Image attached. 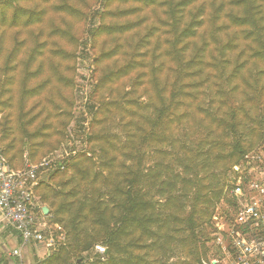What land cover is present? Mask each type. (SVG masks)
<instances>
[{"label": "trees", "instance_id": "trees-1", "mask_svg": "<svg viewBox=\"0 0 264 264\" xmlns=\"http://www.w3.org/2000/svg\"><path fill=\"white\" fill-rule=\"evenodd\" d=\"M99 4L104 10L98 14L93 7ZM96 17L99 25L92 36L104 39L96 60L107 62L98 88L127 80L130 91L120 88L117 98L101 104V110H113L115 132L96 138L99 171L92 184L106 189L101 192L98 186L82 201L72 189L66 196L72 202L61 208V214L72 216L64 227L39 193L41 184L35 189L49 210L44 220L58 225L65 236L38 264H81L82 255L96 245L107 250L103 264H202L198 228L206 223L213 233L210 195L228 190V177L238 174L233 168L248 153L241 137L264 129L257 113L264 108V0L0 1V105L12 107L8 103L18 97L20 107L17 119L11 123L7 114L0 128V147L13 169H21L16 161L22 162L24 153L17 147L24 142L16 126L24 138L48 129L45 116L28 134L35 118L25 121L30 112L23 111L24 104L41 97L35 104L41 105L38 116L48 104H59L71 85L63 78L73 69L68 67L75 59L73 48ZM31 80L34 88H29ZM4 95L8 99L1 104ZM71 162L83 178L96 165L75 156L64 162V171L51 173H65ZM190 170L196 172L194 180L187 179ZM163 174L159 185L172 189L179 184L183 195L169 197L154 210L144 189ZM189 187L197 188L193 199ZM183 199L191 200L192 211L182 220L174 218L179 227L170 229L164 211ZM229 204L235 211L232 199ZM88 214L97 216L93 234L79 228L78 220ZM108 215L113 225L106 221Z\"/></svg>", "mask_w": 264, "mask_h": 264}, {"label": "rangeland", "instance_id": "rangeland-1", "mask_svg": "<svg viewBox=\"0 0 264 264\" xmlns=\"http://www.w3.org/2000/svg\"><path fill=\"white\" fill-rule=\"evenodd\" d=\"M2 1V0H0ZM105 0H102L104 3ZM102 4H99L96 7H93V12L101 13L103 12ZM99 25L98 17L95 19L92 18L91 22L87 25L88 33L83 34L82 40L79 42L78 46L74 47L75 50V59H70L68 61V67H73L72 70H66L64 75L67 79L63 83L71 84L70 87L63 93V96L59 98V104L56 103L48 104L46 110L38 116V112L41 108V105H35L40 98H35L29 103L24 104L23 111H29L30 114L25 117V121L28 118H35L32 125L28 127V134H34L36 125L42 118L45 116L48 117V120L45 122V125H48L47 131L39 133V135H32L30 138H24L21 132V128L18 129V139L24 143L19 142L20 144L17 147L20 149L22 154V162L16 161L19 166L18 168H23L26 164H33L40 162L42 159L53 155L55 157L61 156V160L65 162L66 160L79 156L91 159L95 162V166L91 169L87 178H83L80 174L81 172H76L74 162H71L67 170L63 174L53 175L51 172H44L39 176L40 194L47 199V204L50 205L54 216L57 218L59 226L64 227L65 221L72 216L70 214H61V208L69 202H72L73 199L66 197L67 194L74 189V192L77 194L76 197L82 201V199L87 196L88 198L92 196L93 190L100 186V191L103 192L106 187L101 186L100 184L93 185L92 179L95 173H98L99 165L97 164V158L100 155V141L96 142V138L100 135L111 134L113 136L114 132L111 130L113 126L110 122L115 120V114L111 109L110 112L101 110V104L106 103L110 100H113L119 96V89L124 87V91H130L129 84L127 80L123 82L114 81L106 86L100 87V80L103 75V70L107 64L98 62L99 52L101 51V45L104 39L102 37H93V31ZM76 48V49H75ZM69 51L71 49L68 48ZM70 80V81H69ZM126 87V88H125ZM19 85L16 86L15 96L18 94ZM29 88H34L33 80L29 84ZM8 99L7 95L1 97V104ZM0 105V128L1 124L4 121V116L9 114L11 120L9 122L13 123L14 119H17V113L20 111L19 107V98L15 97L11 102L8 103V106ZM259 114L258 121L264 122V108H261V111L257 112ZM15 116V117H14ZM34 116V117H33ZM258 128L257 134L241 137L240 141L244 148L248 150V153L244 156L239 166H235L240 169L238 175L245 176L248 171L252 169L264 170V129ZM243 134L247 135V132L244 131ZM112 139V138H111ZM110 139V140H111ZM74 153V156H70L65 160V156ZM151 154V152H150ZM32 155V159H29V156ZM152 155V154H151ZM254 156L257 159L252 160L251 157ZM150 165L153 164V160L149 162ZM175 173H180L181 169L176 167ZM196 172L190 170L187 173V179L194 180ZM249 173V172H248ZM174 174V175H176ZM199 174V173H198ZM203 173H200L198 177L203 176ZM172 175V176H174ZM237 175H230L229 183L230 187L228 190L222 192L218 195H210L212 201V208L208 212H212L214 215L220 216L223 220L231 219L233 213V207L229 204L230 191L232 187V182ZM197 177V178H198ZM166 175L163 174L160 177L159 181L153 186H147L145 190V200L148 205L152 206L155 210H158V207L165 206L169 197H178L183 195L182 186L179 184L176 187L170 189L169 187L162 188L159 183L164 181ZM174 181V180H173ZM113 181L110 180V183ZM207 184V183H206ZM189 199H193L197 188L189 187ZM184 198V197H183ZM193 203L190 201L184 202V199L180 203H174L169 206L166 211H164L165 218L164 220L169 224L170 229L179 227L178 222L175 223L174 218L178 217L179 220L185 218L191 211ZM184 206V208H182ZM110 207H112L110 205ZM162 210V209H161ZM147 211V213H149ZM183 212V213H182ZM119 214V212H118ZM89 215V214H88ZM96 214H91L86 218L81 217L78 222L80 224L79 228L87 230L90 234H93L94 231L91 228V223L97 221ZM63 221V222H60ZM106 221L110 222L111 225L114 224L112 217L108 215ZM43 226L45 228H50L54 233H60L57 231L56 226L45 221ZM180 223V227H182ZM69 234L70 241L74 244L75 233L72 232V229H67ZM101 230V228L96 229ZM200 236L202 238V244H198L197 247L200 248L198 253L202 260L207 261L213 257V246L212 241V228L210 225L204 224L198 228ZM102 232V231H100ZM178 237L177 234H174ZM81 234L77 240L83 238ZM175 236V237H176ZM100 241L103 240L101 235ZM146 235L145 242L149 244L151 241ZM206 239V241H204ZM58 246L55 248L57 250ZM53 249V250H55ZM204 249L205 252H204ZM160 252V251H158ZM90 254L91 250L86 252ZM84 253L82 257L86 256ZM76 254H71L72 259L75 258ZM70 256V257H71ZM174 260H171L173 262ZM88 264H96V262H89Z\"/></svg>", "mask_w": 264, "mask_h": 264}, {"label": "built area", "instance_id": "built-area-1", "mask_svg": "<svg viewBox=\"0 0 264 264\" xmlns=\"http://www.w3.org/2000/svg\"><path fill=\"white\" fill-rule=\"evenodd\" d=\"M70 156L74 153L67 154L65 160ZM61 158L50 155L37 164L13 169L0 147V228L15 231L21 238V247L38 243L50 252L65 241L59 226H56L60 231L56 241L51 229L39 222L43 214L35 196L40 174L65 170ZM251 159L257 158L252 156ZM233 170L240 172L236 167ZM248 172L245 176L237 174L232 182L229 195L235 203V211L230 221L218 215L212 217L214 254L202 264H264V170ZM12 255L20 257V249L14 250ZM106 260V248L96 245L80 263L103 264Z\"/></svg>", "mask_w": 264, "mask_h": 264}, {"label": "crops", "instance_id": "crops-1", "mask_svg": "<svg viewBox=\"0 0 264 264\" xmlns=\"http://www.w3.org/2000/svg\"><path fill=\"white\" fill-rule=\"evenodd\" d=\"M38 205L41 210L46 207L40 202ZM39 222L44 223V218H41ZM21 243V238L15 231L10 228H0V264H38L50 253L43 244L32 243L21 247ZM16 249H20V257L12 255Z\"/></svg>", "mask_w": 264, "mask_h": 264}, {"label": "water", "instance_id": "water-1", "mask_svg": "<svg viewBox=\"0 0 264 264\" xmlns=\"http://www.w3.org/2000/svg\"><path fill=\"white\" fill-rule=\"evenodd\" d=\"M41 211H42V214H43L44 216L47 215V214L49 213V210H48L47 207H43Z\"/></svg>", "mask_w": 264, "mask_h": 264}]
</instances>
